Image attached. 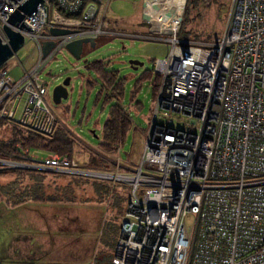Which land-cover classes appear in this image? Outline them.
Masks as SVG:
<instances>
[{
    "label": "built area",
    "instance_id": "2783aa9c",
    "mask_svg": "<svg viewBox=\"0 0 264 264\" xmlns=\"http://www.w3.org/2000/svg\"><path fill=\"white\" fill-rule=\"evenodd\" d=\"M22 1L0 0L2 43V24ZM83 2L43 0L36 19H22L32 33L9 26L36 47L37 59L17 78L0 65V120L52 135L60 122L48 100L52 78L43 73L69 41H159L166 53L150 69L158 81L137 163L131 172L80 168L66 156L20 148L15 158H0V168L126 185L108 264H264V0H229L222 31L208 41L177 36L185 0L167 30L152 29L141 6L150 25L144 36L110 28L109 0ZM44 41L53 44L42 55Z\"/></svg>",
    "mask_w": 264,
    "mask_h": 264
},
{
    "label": "rangeland",
    "instance_id": "374dc122",
    "mask_svg": "<svg viewBox=\"0 0 264 264\" xmlns=\"http://www.w3.org/2000/svg\"><path fill=\"white\" fill-rule=\"evenodd\" d=\"M166 1L144 0V13L150 23L157 15L168 14ZM170 1L179 6L183 2ZM228 3L229 0H189L185 14L183 8L179 27L188 39L212 40L222 31ZM141 6L142 0H109L110 28L142 36L149 34L150 25L140 14ZM165 53L166 44L159 41L110 37L98 39L92 49L84 47L79 59L62 49L46 66L43 76L52 78L49 101L53 86L64 77L69 78L66 97L56 105L50 103L62 129L74 141L71 156L78 167L121 172L134 169L152 110L149 84L153 76L150 80L141 76L144 71H150L153 60L164 57ZM36 59V47L25 40L3 64L8 74L17 78ZM98 59L104 60L107 68L114 71L116 81H120L119 104L131 122L123 143L111 154L102 152L99 143L101 127L114 101L102 102V97H97L99 80L86 68L87 63ZM129 60H137L142 65L133 70ZM86 81L90 86H86ZM11 137V124L1 125L0 143H8ZM29 151L46 155L40 150ZM91 156L90 167L87 164ZM0 170L6 171L0 174V264H90L95 261L97 251H107L106 227L109 223L117 226L120 216L114 217L122 211L128 193L126 185L60 171ZM114 195L118 197L116 200ZM17 198L23 201L10 205ZM192 222L191 214L184 216L187 232Z\"/></svg>",
    "mask_w": 264,
    "mask_h": 264
},
{
    "label": "trees",
    "instance_id": "16d2710c",
    "mask_svg": "<svg viewBox=\"0 0 264 264\" xmlns=\"http://www.w3.org/2000/svg\"><path fill=\"white\" fill-rule=\"evenodd\" d=\"M88 0H84L85 3ZM186 5H184V14L187 10V5L189 0H185ZM185 4V3H184ZM178 33L181 34L182 38L188 39L186 37V33L182 31V27H179ZM216 37V36H215ZM213 39V38H212ZM193 40V39H192ZM86 68L88 70L93 71L97 79L99 80V90L97 92V97H102V102H106L109 100H113V104L109 108L108 117L104 121L101 127V140L99 143V149L107 154H111L115 152L120 144L123 143L126 133L131 128L130 119L125 111V109L119 104V100L121 98V83L120 81H116L115 73L112 70L107 68V65L104 60H93L86 64ZM151 75L153 76L151 79ZM141 78L143 79H151L150 81V89H151V97H153L157 81L158 75L151 71H144L142 73ZM90 82L86 81V86H90ZM135 91V87H134ZM9 123L11 124V134L12 137L8 143H0V158L3 159H12L15 158L14 155L18 150L21 149H34L40 150L44 154H56L59 156H66L68 159H72L71 152L73 147V139L68 136V133L64 129H62L60 124H57L52 135L48 137L41 136L39 134L33 133L31 131H26L19 128L16 124L10 123L4 119L0 120V126L3 124ZM24 133V134H23ZM98 160L97 158H95ZM93 156L89 158L87 166H92ZM95 167V166H94ZM92 168V167H91ZM100 170H105L98 168ZM10 172H31L29 169L22 170H8ZM6 171L0 170V174L5 173ZM2 189H0L1 192ZM115 200L118 198L114 195ZM38 200V199H34ZM23 201V199L17 198L10 203V205H16ZM122 213V212H121ZM120 213V215H121ZM108 229V241H111V236L117 233L118 223L116 225H111L106 227ZM114 244V242H113ZM113 247V245H112ZM111 247V250H112Z\"/></svg>",
    "mask_w": 264,
    "mask_h": 264
},
{
    "label": "water",
    "instance_id": "95a60500",
    "mask_svg": "<svg viewBox=\"0 0 264 264\" xmlns=\"http://www.w3.org/2000/svg\"><path fill=\"white\" fill-rule=\"evenodd\" d=\"M43 0H23L18 4L12 12L7 15L6 20L2 24V31L6 37V42L2 43L0 40V65L5 62L7 58L13 55L23 44L22 36L12 30L9 26H16L18 29H23L29 32H33V29L22 23V19L25 15L35 18V11L37 5L41 4ZM5 11V10H4ZM6 12V11H5ZM49 32L53 35L65 34L66 29L50 28ZM53 42L44 41L41 43V52L44 55L48 49L52 46ZM95 46V42L92 38H80L69 41L65 44L64 49L74 58L79 59L83 48L88 47L92 49ZM128 65L131 69L135 70L141 66L142 63L137 60H129ZM69 78L64 77L60 83L53 86L51 90V101L53 104H58L61 99H64L67 95L66 86L68 85ZM93 132V131H92Z\"/></svg>",
    "mask_w": 264,
    "mask_h": 264
},
{
    "label": "bare ground",
    "instance_id": "6f19581e",
    "mask_svg": "<svg viewBox=\"0 0 264 264\" xmlns=\"http://www.w3.org/2000/svg\"><path fill=\"white\" fill-rule=\"evenodd\" d=\"M166 6H167L166 9L168 8L167 9L168 15H157L155 20L152 23L148 21V19L145 16L144 10H143L144 19L147 20L152 25V29L167 30L172 25V22H171L172 15L179 10L180 6L170 0L166 1ZM142 7H144V0H143Z\"/></svg>",
    "mask_w": 264,
    "mask_h": 264
},
{
    "label": "crops",
    "instance_id": "0c3cea01",
    "mask_svg": "<svg viewBox=\"0 0 264 264\" xmlns=\"http://www.w3.org/2000/svg\"><path fill=\"white\" fill-rule=\"evenodd\" d=\"M160 15H168V14H160ZM109 25H111V24L109 23ZM103 38H105V37L98 38V39H103ZM98 39L94 40L95 44H96V41ZM123 208H124V204H123ZM123 208H122V211H123ZM120 213L114 218L115 219L118 218L120 216ZM115 234H117V233H115ZM115 238H116V235H113V236H111V241L106 240L107 244H105V246H106L107 251L106 250L105 251H97L94 255L95 261H92L90 264H108L110 254H111V247L113 245V242L115 241Z\"/></svg>",
    "mask_w": 264,
    "mask_h": 264
}]
</instances>
